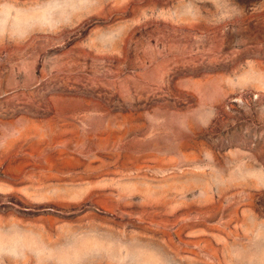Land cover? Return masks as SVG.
I'll return each instance as SVG.
<instances>
[{
  "label": "rangeland",
  "instance_id": "1",
  "mask_svg": "<svg viewBox=\"0 0 264 264\" xmlns=\"http://www.w3.org/2000/svg\"><path fill=\"white\" fill-rule=\"evenodd\" d=\"M0 264H264V0H0Z\"/></svg>",
  "mask_w": 264,
  "mask_h": 264
}]
</instances>
